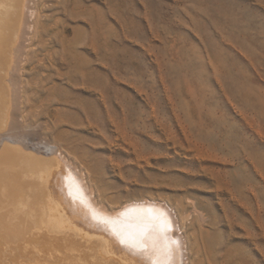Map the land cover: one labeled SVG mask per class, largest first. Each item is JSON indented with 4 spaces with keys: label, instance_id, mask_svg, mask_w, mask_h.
Masks as SVG:
<instances>
[{
    "label": "rangeland",
    "instance_id": "374dc122",
    "mask_svg": "<svg viewBox=\"0 0 264 264\" xmlns=\"http://www.w3.org/2000/svg\"><path fill=\"white\" fill-rule=\"evenodd\" d=\"M66 1L37 7L67 26L70 66L50 36L19 39L8 133L37 156L57 145L100 212L158 203L189 264H264V0Z\"/></svg>",
    "mask_w": 264,
    "mask_h": 264
},
{
    "label": "bare ground",
    "instance_id": "6f19581e",
    "mask_svg": "<svg viewBox=\"0 0 264 264\" xmlns=\"http://www.w3.org/2000/svg\"><path fill=\"white\" fill-rule=\"evenodd\" d=\"M38 1L0 0V264H189L190 254L180 240L183 234L175 235L179 232L176 220L173 223L158 203L147 209L136 204L123 216L120 211L116 216L114 210L113 214L100 212L105 210L92 204L82 180L58 166L57 158L52 161L46 155L58 149L57 145L48 146L46 154L41 151V157L26 153L4 127L12 118L11 109H20L19 95L13 98L8 84L10 72L24 54L22 46L17 48L19 39L25 43L24 38L32 42L50 36V44L62 47L61 54L50 47V59L59 66H70L67 58L73 54L74 40L61 37L67 30L65 24L57 22L48 30L38 20ZM66 2L60 7L68 21L94 29L90 16L69 11L68 5L63 6ZM50 159L55 164L49 166ZM185 243L189 246V241Z\"/></svg>",
    "mask_w": 264,
    "mask_h": 264
}]
</instances>
